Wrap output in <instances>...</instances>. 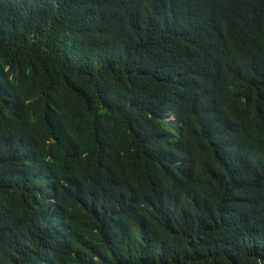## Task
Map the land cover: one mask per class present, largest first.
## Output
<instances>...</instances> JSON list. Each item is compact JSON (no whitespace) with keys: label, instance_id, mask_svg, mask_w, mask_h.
I'll return each mask as SVG.
<instances>
[{"label":"trees","instance_id":"obj_1","mask_svg":"<svg viewBox=\"0 0 264 264\" xmlns=\"http://www.w3.org/2000/svg\"><path fill=\"white\" fill-rule=\"evenodd\" d=\"M0 264H264V0H0Z\"/></svg>","mask_w":264,"mask_h":264}]
</instances>
